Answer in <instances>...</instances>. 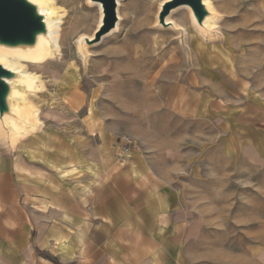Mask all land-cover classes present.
Instances as JSON below:
<instances>
[{"label": "crops", "instance_id": "obj_1", "mask_svg": "<svg viewBox=\"0 0 264 264\" xmlns=\"http://www.w3.org/2000/svg\"><path fill=\"white\" fill-rule=\"evenodd\" d=\"M197 39L202 52L181 51L177 84L172 59L165 71L122 77L131 68L118 46L93 50L91 92L79 68L55 94L65 121L38 118L34 130L0 138V264H264L261 241L200 250V225L158 171L205 162L264 171V99L229 39ZM133 78L139 89L123 95ZM121 136L135 145L124 151Z\"/></svg>", "mask_w": 264, "mask_h": 264}, {"label": "rangeland", "instance_id": "obj_2", "mask_svg": "<svg viewBox=\"0 0 264 264\" xmlns=\"http://www.w3.org/2000/svg\"><path fill=\"white\" fill-rule=\"evenodd\" d=\"M50 1L52 14L59 17L55 34L57 47L51 42L52 52L17 64L18 71L35 74L40 79L36 91L22 95L24 103L35 112V121L38 118L42 124L45 120L65 121L62 118L66 117L67 108L55 94L62 96L63 88L78 78L79 68L84 79L80 88L85 94L91 92L94 82L86 71L87 62L91 52L103 45L119 47L120 61L131 68L122 71V77L134 76L140 69L146 75L157 67L163 66L165 71L172 59L177 84L176 77L184 69L181 51L186 52L190 43L201 54L203 45L197 38L211 40L224 36L235 46L233 56L241 65L243 76L264 99V11L259 0H208L213 17L207 30L196 26L188 8H177L167 19L182 28V34L157 24L160 5L165 0H119L117 28L93 45L83 44L81 39L93 37L102 16L100 6L89 0ZM181 11L185 14L184 20L178 17ZM208 60L212 62L211 58ZM121 86L123 95L126 86L130 90L139 89L135 78L123 80ZM102 95L107 94L100 90L99 105L103 98L108 100V96ZM158 171L179 192L193 220L200 225L195 232L200 250L214 253L224 245L234 249L239 244L235 243L237 240L264 242V171L259 167H234L225 162L210 166L205 162L201 166H162Z\"/></svg>", "mask_w": 264, "mask_h": 264}, {"label": "water", "instance_id": "obj_3", "mask_svg": "<svg viewBox=\"0 0 264 264\" xmlns=\"http://www.w3.org/2000/svg\"><path fill=\"white\" fill-rule=\"evenodd\" d=\"M101 8L100 24L93 37H83L81 43L93 45L99 43L103 36L115 30L118 23L117 6L119 0H89ZM186 7L190 10L196 26L207 30L205 22L213 17L210 7L203 0H165L160 5L157 24L170 27L181 34L182 28L167 20L175 9ZM49 39V26L45 12L41 11V3L36 0H0V49L5 51L30 52L35 49L40 39ZM20 71L12 70L0 60V122L4 120H21L18 110L11 102L13 82L19 81ZM27 123V122H26Z\"/></svg>", "mask_w": 264, "mask_h": 264}, {"label": "bare ground", "instance_id": "obj_4", "mask_svg": "<svg viewBox=\"0 0 264 264\" xmlns=\"http://www.w3.org/2000/svg\"><path fill=\"white\" fill-rule=\"evenodd\" d=\"M36 1L41 3V11L45 12L46 14L47 24L49 26V39H40L37 47L30 52L5 51L4 49H0V59L5 60L6 65L15 71L18 69V62H29L37 60L45 56V54H47L49 51L52 52L50 49L51 42L55 48L57 47L55 34L57 28L56 24L59 20V17H57V14H52L51 12V9L53 8V3L50 0ZM203 1L208 5V7H212L211 4L207 3L208 0ZM259 4L262 11H264V0H259ZM182 9H186V7H182ZM178 17L180 20H184L185 14L181 11L178 13ZM167 20L171 22L169 19ZM210 20L211 19H208L205 24L207 25ZM13 60H15L16 63H14ZM20 73L22 76H26V78L23 77L19 81L13 82V93L11 95V102L18 110V114L21 120H25L27 123L15 120H4L3 122H0V138H8L10 140H14L18 135L25 134L27 132H30L31 130H34L36 124H39L38 121H35V112H32L29 107L24 103L22 95L25 94L26 96V94L36 91L35 88H37V86L40 84V79L35 74L25 73L24 71H20Z\"/></svg>", "mask_w": 264, "mask_h": 264}, {"label": "built area", "instance_id": "obj_5", "mask_svg": "<svg viewBox=\"0 0 264 264\" xmlns=\"http://www.w3.org/2000/svg\"><path fill=\"white\" fill-rule=\"evenodd\" d=\"M120 141L122 143V147L124 151H128L131 147L135 145L133 140L128 136H121Z\"/></svg>", "mask_w": 264, "mask_h": 264}]
</instances>
